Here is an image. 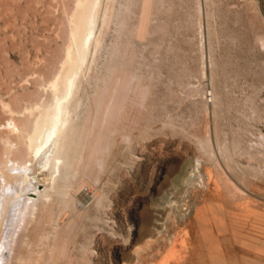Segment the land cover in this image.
Wrapping results in <instances>:
<instances>
[{
    "label": "rangeland",
    "instance_id": "1",
    "mask_svg": "<svg viewBox=\"0 0 264 264\" xmlns=\"http://www.w3.org/2000/svg\"><path fill=\"white\" fill-rule=\"evenodd\" d=\"M100 1L70 105L81 163L20 264H264V0ZM79 2L0 0V154L4 104L34 120L52 99Z\"/></svg>",
    "mask_w": 264,
    "mask_h": 264
},
{
    "label": "bare ground",
    "instance_id": "2",
    "mask_svg": "<svg viewBox=\"0 0 264 264\" xmlns=\"http://www.w3.org/2000/svg\"><path fill=\"white\" fill-rule=\"evenodd\" d=\"M100 3L101 1L99 2V0H80L78 6L76 4L77 9L74 12L75 14L73 13L74 14L72 16L73 18H71L72 19L71 23L73 25L71 28L72 30H71L70 46L66 51V59L64 60V64L62 63L63 67L61 73L56 78H54V81H52V83H50L52 99L48 103L49 105L47 104L48 106L46 105L45 107L36 108L38 114L36 115V117L34 116L35 118L32 117L34 120H31L30 118L32 114L34 115L35 113L33 110H32L33 113L31 112L30 114H28L29 116L25 115L26 117L25 118L23 117L20 111H13L11 110V108L6 107V105L4 104L6 110H9V112L8 111L7 112L11 115V117L7 121V123L2 127L1 130L4 131V136L2 138L3 150L2 153L0 154V264L23 263L22 262L23 258L18 253V251L20 250V248L18 247L21 244L25 243V240H22V238L24 237L22 233L24 234V232L30 230V229L28 230V226L34 225L36 222H38V219L40 218L39 216L42 212V208L46 205V203L50 201L51 196L57 192V185L59 186L61 182H63L64 180L66 181L68 178L71 179V176L73 179V176L76 173L75 170H77L76 168L78 164L81 163L80 161L82 157L80 158V156L78 155L77 147H76L78 146L76 141L80 140L79 138L81 134L78 135V137L76 138L74 134V129L77 126L75 128H74L75 125L71 126V124L73 125L74 123L73 122L74 119H72L73 116H75V119L77 118L76 117L77 115L73 114L72 116L71 113H75L76 110L79 109L78 107L81 104L80 100H76L74 109L72 107L73 111L70 110V105L76 99L75 97L80 87L79 79L83 78V74H84L83 70L86 69L84 65L85 62L87 61L86 58H88L89 55V53H87L89 49L88 46L90 45V41L92 43L91 35L93 34L92 31L94 28V24L96 25L95 22L96 19L98 18L97 16L99 13L98 9H100L99 6ZM104 10L106 11V8ZM95 39L99 40L97 38ZM93 42L95 41L93 40ZM97 43L99 42L97 41ZM94 46H99V44L96 45L95 42ZM91 48L92 47L90 46L89 52ZM94 49L96 50L97 48L94 47L93 50ZM92 54H94V51ZM91 61L92 60H90V63ZM86 70L88 71V69ZM109 103L107 105L105 103L106 108L108 105H110ZM111 109L112 108L110 106L109 111ZM27 112L29 113L30 110H28ZM22 118L23 119L25 118L24 121L27 123L22 121L23 125H21L22 123L20 122V119ZM81 119H82V115H81ZM80 121L82 122V120ZM75 122L76 123L78 122L77 119ZM84 123L85 122H83L82 124L84 125ZM82 124L80 123V125ZM79 127L80 126L78 125V128ZM42 172H47V174L43 173V175L47 179L46 178L43 179L42 177H40V174ZM211 173L212 172L208 169L204 173H202L203 176L202 174H199L200 180L202 178L205 181L208 180L211 181L212 180L211 177L214 176V175L212 176ZM76 175L77 173L75 174V176ZM61 178H63V181L59 182L58 180ZM43 180H45L48 183L45 184L46 182ZM209 181L208 183H210ZM57 182L59 183L57 184ZM64 185L66 187L69 186L68 184L66 185V182L64 183ZM40 187H43V189L40 190ZM58 192L62 194L61 191ZM66 193L67 192H65V195ZM59 197H61V195ZM81 198L83 199L87 198L88 200H90L89 202H91L92 199L94 198V193L88 191L87 193H85V195H82ZM181 211L182 210H179L178 213H175L176 216L174 218L176 220V223L182 224L184 222H188V232L189 231L191 233L194 232L196 225L201 221L204 207H202L201 209L198 208L195 209V215L194 218L192 219L188 217V214L185 215V213H181ZM51 215L53 216V214ZM48 220L52 221V219H48ZM57 227L55 228L54 226L53 230L55 229L57 230ZM258 231L254 230V233ZM54 235L55 234H53V237ZM20 247L22 248V246ZM190 250L191 252L193 251L192 249ZM261 250L264 252V249L261 248ZM220 255L218 256L220 257ZM141 259H143L142 256ZM248 261L250 262V260ZM243 263H245V261H243ZM246 264L249 263L246 262ZM250 264H257V263L255 261H252V263L250 262Z\"/></svg>",
    "mask_w": 264,
    "mask_h": 264
}]
</instances>
